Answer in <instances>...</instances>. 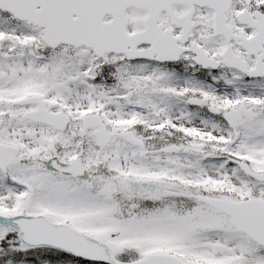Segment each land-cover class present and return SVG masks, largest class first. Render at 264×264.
<instances>
[{"label":"snow or ice","instance_id":"snow-or-ice-1","mask_svg":"<svg viewBox=\"0 0 264 264\" xmlns=\"http://www.w3.org/2000/svg\"><path fill=\"white\" fill-rule=\"evenodd\" d=\"M0 264H264V0H0Z\"/></svg>","mask_w":264,"mask_h":264}]
</instances>
